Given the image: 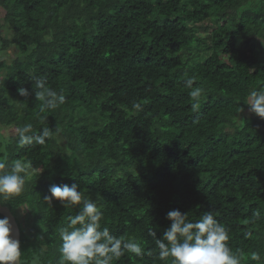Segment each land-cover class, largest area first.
Masks as SVG:
<instances>
[{"label":"trees","instance_id":"16d2710c","mask_svg":"<svg viewBox=\"0 0 264 264\" xmlns=\"http://www.w3.org/2000/svg\"><path fill=\"white\" fill-rule=\"evenodd\" d=\"M34 78L65 103L41 112ZM189 78L203 90L198 111ZM261 88L264 0H0V163L35 169L3 204L22 264H58L60 229L79 209L43 197L72 183L99 198L102 227L145 251L113 264H171L148 233L162 236L175 209L192 221L212 211L241 264H264V119L243 102ZM25 124L53 135L21 148Z\"/></svg>","mask_w":264,"mask_h":264},{"label":"clouds","instance_id":"9594fccd","mask_svg":"<svg viewBox=\"0 0 264 264\" xmlns=\"http://www.w3.org/2000/svg\"><path fill=\"white\" fill-rule=\"evenodd\" d=\"M186 88L191 89L189 95L194 101L192 109L198 111L202 89L193 87L194 80L184 81ZM33 90L37 101H40V111L55 110L65 103V96L46 86L44 78H34ZM18 92L23 97L31 95L29 89L21 87ZM248 111L264 119V88L251 90L243 101ZM136 110H142L139 102L133 104ZM244 109L240 108V113ZM18 146L39 144L53 135V130L47 127L39 135H33L31 124L18 128ZM59 132V129H56ZM30 161L15 160L10 169L0 163V205L11 201L25 191L27 179L35 171ZM49 195L43 200L52 205L58 201L63 208L78 207L75 215L67 217V223L60 229L62 241L58 264H113L125 253L142 257L145 254L139 242L125 240L111 234L108 227H102L104 214L99 205V198L93 200L80 191L77 183L56 185L49 188ZM15 208L21 214L31 210L27 203ZM254 220L261 218L259 210L253 213ZM170 226L162 236L157 231L149 229V235L155 240L158 248V258L166 261L171 258V264H241L242 256L234 253L226 243L229 240L228 229L217 221L212 211L205 212L198 220L189 219L188 213L180 210H170L166 214ZM14 226L8 216L0 217V264H22L21 242L14 235ZM253 259H259L254 254Z\"/></svg>","mask_w":264,"mask_h":264},{"label":"water","instance_id":"95a60500","mask_svg":"<svg viewBox=\"0 0 264 264\" xmlns=\"http://www.w3.org/2000/svg\"><path fill=\"white\" fill-rule=\"evenodd\" d=\"M0 216H2V217H4V216L10 217L11 223L13 224L14 229H15L14 235L21 242V230H20L18 221H17L16 217L14 216V214L12 213V211L8 207L0 205Z\"/></svg>","mask_w":264,"mask_h":264},{"label":"rangeland","instance_id":"374dc122","mask_svg":"<svg viewBox=\"0 0 264 264\" xmlns=\"http://www.w3.org/2000/svg\"><path fill=\"white\" fill-rule=\"evenodd\" d=\"M12 52H11V55L13 56V55H15V51L14 50H11ZM8 131L7 130H4V129H2V130H0V141L1 142H4V143H6V140L8 139ZM27 214H20V217H22V219L24 220L25 219V216H26ZM20 223V222H19ZM20 225L22 226V224L20 223ZM23 227V226H22Z\"/></svg>","mask_w":264,"mask_h":264}]
</instances>
